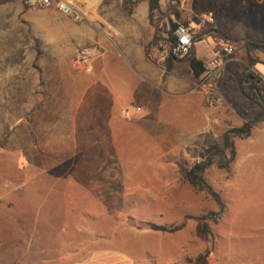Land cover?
I'll list each match as a JSON object with an SVG mask.
<instances>
[{
  "label": "rangeland",
  "instance_id": "rangeland-1",
  "mask_svg": "<svg viewBox=\"0 0 264 264\" xmlns=\"http://www.w3.org/2000/svg\"><path fill=\"white\" fill-rule=\"evenodd\" d=\"M154 15L162 31L193 24L195 40L213 32L235 44L217 86L220 100L208 104L194 78L201 100L176 103L174 114L171 106L161 109L158 131L133 121L135 107L111 137L84 90L91 82L75 65L77 50L46 34L48 26L71 30L78 23L53 8L32 11L23 0H0V247L7 248L0 264H56L55 257L19 248L33 246L34 238L54 253L61 228L115 250L132 249L144 264H196L201 257L208 264H264V122L236 140L230 170L206 172L226 204L221 216L181 172L221 147L227 130L264 116L239 82L242 72L264 79V0H159ZM248 34L259 61L250 71ZM204 38L194 46L202 61L213 48ZM187 61H177L180 72ZM202 225L209 235L199 233Z\"/></svg>",
  "mask_w": 264,
  "mask_h": 264
},
{
  "label": "crops",
  "instance_id": "crops-1",
  "mask_svg": "<svg viewBox=\"0 0 264 264\" xmlns=\"http://www.w3.org/2000/svg\"><path fill=\"white\" fill-rule=\"evenodd\" d=\"M73 1L85 20L77 22L71 30L56 24L48 26L46 34L56 43H67V50L71 52L86 46L100 49L98 57L82 69L87 71L84 76L91 84L80 88H87L94 112L104 116L102 128L110 132L111 137H117V132L128 124L124 117L130 113L128 109L132 111L136 107L133 121L141 128H151L155 132L160 129L161 109L171 106L174 114L176 103L188 106L194 97L201 100L202 96L193 88L194 75L189 61L180 72L178 60H174L172 68L168 69L167 60L159 55L148 56L146 46L157 32L155 15L151 17L148 0L136 5L131 12L123 8L125 0ZM198 49L195 48L196 57L201 60L204 53L199 54ZM205 51L210 53L207 60L211 59L212 48ZM186 68H189L187 72ZM0 233H3L1 229ZM58 239L54 253L38 245L34 238L29 240L35 242L33 246L23 245L19 250L21 253L32 250L41 259L55 257L56 264H144L143 258L132 249L115 250L109 244H98L97 240L91 241L90 237H82L75 231L66 233L61 228ZM37 245L39 248L34 250ZM6 250V247H0V252Z\"/></svg>",
  "mask_w": 264,
  "mask_h": 264
},
{
  "label": "trees",
  "instance_id": "trees-1",
  "mask_svg": "<svg viewBox=\"0 0 264 264\" xmlns=\"http://www.w3.org/2000/svg\"><path fill=\"white\" fill-rule=\"evenodd\" d=\"M150 1V13L151 17L154 16V12L159 9V0H149ZM137 4L132 0H125L123 4V8L126 11L131 12L134 10ZM176 24H173V27ZM163 29L157 27V32L153 40L156 39L157 35ZM217 33V32H215ZM217 36L212 32L202 33L199 39L196 38V42L200 39H205L204 37L213 38ZM245 51H246V59L248 62L250 71L252 67H255L259 64V61L254 58L252 50L254 46H258L252 34H248V36L243 40ZM195 46V45H194ZM149 45L146 46V52L149 56ZM196 47H193L191 54L189 56V63L191 71L194 75L195 79H198L204 72V61L198 59L196 57ZM174 59H167L168 69H171L173 66ZM240 87L243 94L252 102L259 105L264 111V79L259 78L257 76L250 77L248 72H242L239 77ZM264 122V116L250 122H245L241 127H234L227 130L223 136V141L221 147L210 153L204 160L198 161L191 166H182L181 172L184 178L198 191L207 193L217 204L219 211L216 213L217 216H221L226 210V204L220 194L216 192L208 183L206 179V172L212 166H217L223 170H230L236 158V148L235 142L238 139H246L250 137L252 130L256 123ZM152 228L160 231H169L175 232L182 228V226L176 227L173 230H168L165 227L152 225ZM199 233L207 236L211 232L207 225H202L199 228ZM196 264H208L206 257H201Z\"/></svg>",
  "mask_w": 264,
  "mask_h": 264
},
{
  "label": "built area",
  "instance_id": "built-area-1",
  "mask_svg": "<svg viewBox=\"0 0 264 264\" xmlns=\"http://www.w3.org/2000/svg\"><path fill=\"white\" fill-rule=\"evenodd\" d=\"M136 2V0H132ZM27 9L32 11L57 9L63 16L76 22L85 20V17L76 8L73 0H23ZM193 24L177 23L169 31L160 32L149 45V56L159 55L161 59H185L190 56L196 42ZM213 42V57L204 62V72L195 83L196 90L205 92L208 104L216 105L220 98L217 95V86L220 83L225 67L235 54V44L227 39L215 36L209 38ZM100 49L97 46H86L76 53L74 62L80 69H86L90 62L98 57ZM129 113H126L128 117Z\"/></svg>",
  "mask_w": 264,
  "mask_h": 264
}]
</instances>
